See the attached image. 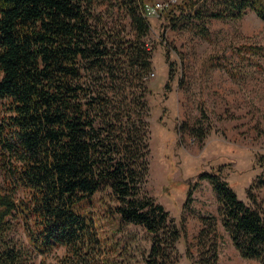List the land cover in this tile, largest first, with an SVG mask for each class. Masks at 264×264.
Instances as JSON below:
<instances>
[{"label": "trees", "instance_id": "16d2710c", "mask_svg": "<svg viewBox=\"0 0 264 264\" xmlns=\"http://www.w3.org/2000/svg\"><path fill=\"white\" fill-rule=\"evenodd\" d=\"M95 1L0 0V264H30L23 245L6 239L11 220L21 223L29 253L62 247L56 264H113L102 254L97 217L86 212L101 191L114 202L104 210L118 226L134 224L147 233L149 248L139 264L177 262L184 218L179 228L144 188L150 133L143 90L152 69L146 2L118 0L130 18L128 36L105 25ZM179 1L171 20L193 24L207 41L210 18L240 19L249 7L264 20V0H228L227 13L209 10L207 0ZM247 52L264 55V47L235 48L239 59ZM213 67L237 78L225 61ZM190 131L201 141L209 128ZM199 179L209 181L218 207L217 216L200 217L196 262L218 264L219 221L242 258L264 264V216L254 196L256 184L264 188V174L249 186L250 202L218 174L202 172Z\"/></svg>", "mask_w": 264, "mask_h": 264}, {"label": "rangeland", "instance_id": "374dc122", "mask_svg": "<svg viewBox=\"0 0 264 264\" xmlns=\"http://www.w3.org/2000/svg\"><path fill=\"white\" fill-rule=\"evenodd\" d=\"M156 1L164 7L158 15L147 17L150 29L145 37L151 48L152 69L144 78L143 90L150 133L149 172L144 188L179 228L184 218L176 264H199L196 235L202 226L200 217L217 216L218 207L209 181L200 180L199 174H218L245 202H250L249 186L264 174V55L247 52L239 59L235 53L236 47H264V20L249 7L240 19L210 18L207 26L212 41H207L193 24L181 22L179 16L171 20L179 14L175 8L179 0H145ZM227 3L207 0L206 6L227 13ZM94 13L109 29L133 35L130 18L118 0L95 1ZM220 60L238 72L236 79L224 69L213 67ZM195 125L209 128L201 141L190 131ZM194 186L191 200L184 204L188 190ZM107 193L97 192L93 204L86 207V212L97 217L99 236L104 240L102 254L113 264H139L140 253L149 248V237L140 226H118L117 219L105 214V204L114 205ZM254 196L264 216V188L256 184ZM11 222L6 239L23 245L27 252L23 260L30 259V264H56L65 252L58 247L44 256L29 253L21 223ZM216 241L218 264H260L239 255L219 221Z\"/></svg>", "mask_w": 264, "mask_h": 264}, {"label": "built area", "instance_id": "2783aa9c", "mask_svg": "<svg viewBox=\"0 0 264 264\" xmlns=\"http://www.w3.org/2000/svg\"><path fill=\"white\" fill-rule=\"evenodd\" d=\"M164 7V4L156 1L155 3H146L145 4V12L147 16H156L158 15L159 10ZM153 74V73H151Z\"/></svg>", "mask_w": 264, "mask_h": 264}]
</instances>
